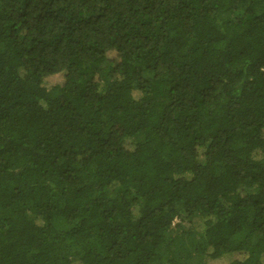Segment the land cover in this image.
I'll return each instance as SVG.
<instances>
[{"label":"trees","instance_id":"1","mask_svg":"<svg viewBox=\"0 0 264 264\" xmlns=\"http://www.w3.org/2000/svg\"><path fill=\"white\" fill-rule=\"evenodd\" d=\"M223 258L264 264V0H0V264Z\"/></svg>","mask_w":264,"mask_h":264},{"label":"rangeland","instance_id":"2","mask_svg":"<svg viewBox=\"0 0 264 264\" xmlns=\"http://www.w3.org/2000/svg\"><path fill=\"white\" fill-rule=\"evenodd\" d=\"M63 75L62 74H57L54 76H50L48 78L45 79L44 85L46 88L51 89L52 87H54L55 85H59L63 83ZM129 143H127L126 145H128ZM180 221H182L181 218H178L175 220V223H179ZM185 225L186 229L190 228V224H188L187 222H183ZM240 256H233V258H239ZM230 260V258H223L219 261L216 262H210L209 264H229L228 261Z\"/></svg>","mask_w":264,"mask_h":264}]
</instances>
